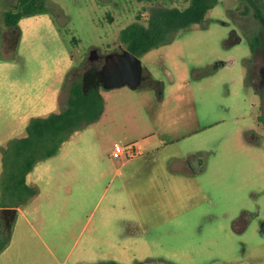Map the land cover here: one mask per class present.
I'll return each instance as SVG.
<instances>
[{"label": "rangeland", "instance_id": "rangeland-1", "mask_svg": "<svg viewBox=\"0 0 264 264\" xmlns=\"http://www.w3.org/2000/svg\"><path fill=\"white\" fill-rule=\"evenodd\" d=\"M16 1L0 0V146L66 106L72 80L125 48L122 28L189 3L45 0L9 32L3 12ZM253 10L217 0L140 56L139 86L100 88L99 118L31 170L30 226L22 234L15 217L0 264H264V45L249 43L264 27Z\"/></svg>", "mask_w": 264, "mask_h": 264}, {"label": "trees", "instance_id": "trees-1", "mask_svg": "<svg viewBox=\"0 0 264 264\" xmlns=\"http://www.w3.org/2000/svg\"><path fill=\"white\" fill-rule=\"evenodd\" d=\"M217 0H189L185 7L155 6L147 24L131 22L121 29L119 39L137 56L161 43L170 41L174 34L192 23L202 22L207 10ZM254 5V16L264 26V14L259 4ZM248 4L246 8H248ZM45 0H17L13 7L3 12V22L9 32L19 30L23 16L46 11ZM256 35L249 39L251 50L258 44ZM98 66L90 63L80 77L68 87L66 106L45 115L32 116L25 134L10 139L0 146V252L9 244L17 208L25 206L37 189L26 181L29 171L41 160L57 153L60 145L70 135L99 118L103 111L100 93L102 77ZM259 119L262 121L261 115Z\"/></svg>", "mask_w": 264, "mask_h": 264}, {"label": "water", "instance_id": "water-1", "mask_svg": "<svg viewBox=\"0 0 264 264\" xmlns=\"http://www.w3.org/2000/svg\"><path fill=\"white\" fill-rule=\"evenodd\" d=\"M97 56L96 50L92 49L89 59L94 61ZM98 72L102 77V87L104 88L122 85L136 88L142 82L143 68L140 57L124 48L106 54L102 64L98 66ZM260 113L264 124V84L261 91Z\"/></svg>", "mask_w": 264, "mask_h": 264}, {"label": "flooded vegetation", "instance_id": "flooded-vegetation-1", "mask_svg": "<svg viewBox=\"0 0 264 264\" xmlns=\"http://www.w3.org/2000/svg\"><path fill=\"white\" fill-rule=\"evenodd\" d=\"M255 3L259 4L261 9H262V13L264 11V0H254ZM252 5V4H251ZM253 7V17L255 18L254 16V12H255V7L254 5H252ZM264 14V13H263ZM257 19V18H255ZM258 20V19H257ZM260 22V21H259ZM263 26V25H262ZM264 27V26H263ZM256 35H254L253 37H255ZM260 38V41L258 42V44L255 45L254 49L251 50V53L255 52V50L257 49V46H262L264 45V41L262 40V38L260 36H258ZM263 41V42H262ZM259 71L258 73H256V76H255V84H256V93H259L260 94V99H261V91H262V87H263V84H264V63H262L260 65V68H258ZM260 108V107H259ZM261 115V113H260ZM258 115V118L259 116ZM260 120V119H259Z\"/></svg>", "mask_w": 264, "mask_h": 264}, {"label": "crops", "instance_id": "crops-1", "mask_svg": "<svg viewBox=\"0 0 264 264\" xmlns=\"http://www.w3.org/2000/svg\"><path fill=\"white\" fill-rule=\"evenodd\" d=\"M37 164H38V163H37ZM37 164L33 167V169L37 166ZM199 166L202 167V162L199 163ZM0 168H1V161H0ZM30 172H31V171H29V172L27 173V176H26V181H27L28 184H29V182H28V177H29ZM31 184H32V183H31ZM31 184H29V185H31ZM18 215H20V221H19V222L23 221V222H22V227H23V233H22V234L26 235V230H27V229H25V228H26L27 225L30 226V222H29V219H28V217H27V213H26L25 206H22V207H18V208H17V216H16V217H18ZM13 223H14V222H13ZM12 226H13V225H12ZM18 239H19V238H17V240H18ZM38 240H39V241H42L41 238H39ZM12 242H14L13 228H12V231H11V240H10L9 244H8V245H7L2 251H1V254L5 253V252L8 250V248L10 247V245H12ZM43 264H46V263L44 262Z\"/></svg>", "mask_w": 264, "mask_h": 264}, {"label": "built area", "instance_id": "built-area-1", "mask_svg": "<svg viewBox=\"0 0 264 264\" xmlns=\"http://www.w3.org/2000/svg\"><path fill=\"white\" fill-rule=\"evenodd\" d=\"M124 149H125V148H122V149H118V150H116V151L114 152V155H119L120 151H121V150H124ZM130 149H131V148H129V149L126 148V149H125V151L127 152L128 155H129V150H130ZM132 150H133V149H132Z\"/></svg>", "mask_w": 264, "mask_h": 264}]
</instances>
